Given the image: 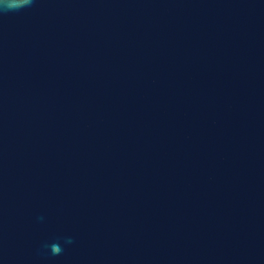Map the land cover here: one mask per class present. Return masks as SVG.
<instances>
[{
    "label": "water",
    "instance_id": "95a60500",
    "mask_svg": "<svg viewBox=\"0 0 264 264\" xmlns=\"http://www.w3.org/2000/svg\"><path fill=\"white\" fill-rule=\"evenodd\" d=\"M0 264H264V0L0 13Z\"/></svg>",
    "mask_w": 264,
    "mask_h": 264
},
{
    "label": "clouds",
    "instance_id": "9594fccd",
    "mask_svg": "<svg viewBox=\"0 0 264 264\" xmlns=\"http://www.w3.org/2000/svg\"><path fill=\"white\" fill-rule=\"evenodd\" d=\"M34 0H0V13L19 11L30 6Z\"/></svg>",
    "mask_w": 264,
    "mask_h": 264
}]
</instances>
